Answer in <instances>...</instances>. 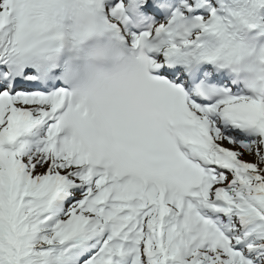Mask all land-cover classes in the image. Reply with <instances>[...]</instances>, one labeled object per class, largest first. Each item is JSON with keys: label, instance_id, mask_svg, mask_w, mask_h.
I'll use <instances>...</instances> for the list:
<instances>
[{"label": "snow or ice", "instance_id": "1", "mask_svg": "<svg viewBox=\"0 0 264 264\" xmlns=\"http://www.w3.org/2000/svg\"><path fill=\"white\" fill-rule=\"evenodd\" d=\"M0 264H264V0H0Z\"/></svg>", "mask_w": 264, "mask_h": 264}]
</instances>
